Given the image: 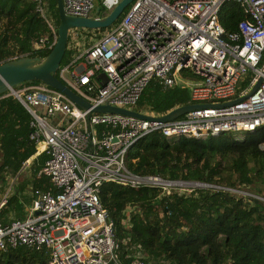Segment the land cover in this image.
Listing matches in <instances>:
<instances>
[{
  "label": "built area",
  "instance_id": "1",
  "mask_svg": "<svg viewBox=\"0 0 264 264\" xmlns=\"http://www.w3.org/2000/svg\"><path fill=\"white\" fill-rule=\"evenodd\" d=\"M100 1L108 10L119 2ZM223 1L132 0L112 27L58 68V77L91 102L88 108L42 81L8 90L30 114L29 138L37 152L47 155L37 176L49 177L53 187L35 188L23 217L0 220V249L45 248L48 264H147L138 256L124 261L117 253L114 223L98 194L106 180L162 191L215 187L254 195L238 187L135 173L126 165L128 148L150 131L170 138L231 132L240 139L264 125V0H236L247 16L231 30L218 20ZM37 2L47 19L43 1ZM62 2L67 14L99 17L91 14L95 0ZM56 35L53 29L49 46ZM184 68L196 76L186 80L188 103L206 105L166 120L158 116L172 108L140 111L149 117L92 110L97 104L134 109L150 78L172 85ZM260 76L250 95L222 103L246 94ZM260 147L264 150V140ZM28 164L29 159L22 167Z\"/></svg>",
  "mask_w": 264,
  "mask_h": 264
},
{
  "label": "trees",
  "instance_id": "2",
  "mask_svg": "<svg viewBox=\"0 0 264 264\" xmlns=\"http://www.w3.org/2000/svg\"><path fill=\"white\" fill-rule=\"evenodd\" d=\"M42 1L47 19L37 9V0H0V62L22 55L43 58L51 50L49 44L58 23L56 0ZM127 8L128 5L124 11ZM124 11L110 26L72 29L85 33L84 45H89V35L99 37ZM108 12L100 0H95L93 15L104 16ZM246 16L236 0L223 1L218 11V20L229 30ZM74 40L69 31L60 66L68 64L80 50ZM195 78L185 68L174 75L172 85H164L152 77L133 108L163 113L186 104L190 101V85L186 80ZM39 82L33 79L14 87ZM29 120L30 114L8 90L0 93V195L8 187L6 180L14 177V181L20 176L24 162L29 159L28 172L19 184L11 183L13 187L10 186L0 206L3 223L25 215L24 207L31 201L35 188L53 187L49 177L37 176L47 155L44 151L38 153L29 138ZM262 140L264 125L240 139L231 132L204 138H170L158 130L139 137L126 154V165L132 172L238 187L255 194H237L215 187L162 191L155 186L103 181L99 185V199L113 220L119 257L125 261L138 256L147 264H264ZM48 261L45 248L19 245L0 249V264H48Z\"/></svg>",
  "mask_w": 264,
  "mask_h": 264
},
{
  "label": "water",
  "instance_id": "3",
  "mask_svg": "<svg viewBox=\"0 0 264 264\" xmlns=\"http://www.w3.org/2000/svg\"><path fill=\"white\" fill-rule=\"evenodd\" d=\"M131 1L132 0H119V2L106 15L92 17L67 14L63 9L62 0H56L58 12V23L56 28L57 35L51 50L43 58H40L37 55H22L0 62V93L6 90H11L15 85L23 81L39 79L51 87H55L65 92L79 106L83 108L90 107L92 104L88 99L77 93L56 75V71L60 66L61 59L66 49L69 30L74 27L99 28L110 26L115 20H117L119 15ZM261 80L262 76L258 78L256 83L246 94L222 103L229 104L250 95L259 85ZM203 105H206V103L182 104L170 109L164 114L158 116V118L161 120L172 119L185 111ZM92 110L100 112H118L138 117H149L138 110L111 104H97L92 106Z\"/></svg>",
  "mask_w": 264,
  "mask_h": 264
},
{
  "label": "rangeland",
  "instance_id": "4",
  "mask_svg": "<svg viewBox=\"0 0 264 264\" xmlns=\"http://www.w3.org/2000/svg\"><path fill=\"white\" fill-rule=\"evenodd\" d=\"M108 11H110V10H108ZM91 14H93V11L91 12ZM72 35H73V38H75L74 42H78V46L80 47V50L78 51V53H80V52L82 51V49H84V48L87 46V45H84V41H85V39H84L83 36H85V33L80 32V31L76 33V31H72ZM78 36H80L79 40H77V39H78ZM96 39H97V37L94 35V33H92L91 35H89L87 41H89V43H92V42H93L94 40H96ZM78 53H77V54H78ZM101 78L104 79V76L101 75ZM26 166H27V165H25L24 167H22L23 170H22L21 175L18 176L14 181H13L14 177H13V178L10 177L9 180H6V181H7V182H6V187H7V186H10L11 183H13V184H19V182L22 180V177H24V176L26 175V173L28 172ZM13 184H11L12 187H13ZM193 186H194V184H193ZM239 189H240V188H239ZM239 189H238V190H239ZM241 189H243V188H241ZM236 190H237V189H236ZM28 191H30V190H28ZM249 192H251L252 194H255L253 191H249ZM4 193H5V192H2V193H1V195H0V201H1L2 196L4 195ZM233 193H234V192H233ZM7 195H8V193H6V196H7ZM26 207H27V206H26Z\"/></svg>",
  "mask_w": 264,
  "mask_h": 264
},
{
  "label": "crops",
  "instance_id": "5",
  "mask_svg": "<svg viewBox=\"0 0 264 264\" xmlns=\"http://www.w3.org/2000/svg\"><path fill=\"white\" fill-rule=\"evenodd\" d=\"M11 186V185H10ZM26 208V206L24 207V209ZM25 211V210H24Z\"/></svg>",
  "mask_w": 264,
  "mask_h": 264
}]
</instances>
